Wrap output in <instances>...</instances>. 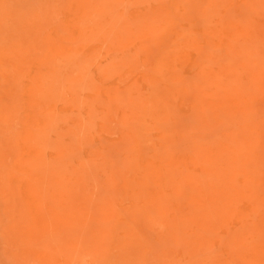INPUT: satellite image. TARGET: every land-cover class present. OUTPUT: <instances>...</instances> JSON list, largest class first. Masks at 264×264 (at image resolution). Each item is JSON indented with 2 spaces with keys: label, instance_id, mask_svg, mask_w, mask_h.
<instances>
[{
  "label": "rangeland",
  "instance_id": "rangeland-1",
  "mask_svg": "<svg viewBox=\"0 0 264 264\" xmlns=\"http://www.w3.org/2000/svg\"><path fill=\"white\" fill-rule=\"evenodd\" d=\"M0 264H264V0H0Z\"/></svg>",
  "mask_w": 264,
  "mask_h": 264
}]
</instances>
